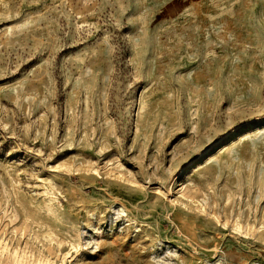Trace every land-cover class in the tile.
<instances>
[{
  "label": "rangeland",
  "instance_id": "rangeland-1",
  "mask_svg": "<svg viewBox=\"0 0 264 264\" xmlns=\"http://www.w3.org/2000/svg\"><path fill=\"white\" fill-rule=\"evenodd\" d=\"M0 264H264V0H0Z\"/></svg>",
  "mask_w": 264,
  "mask_h": 264
}]
</instances>
